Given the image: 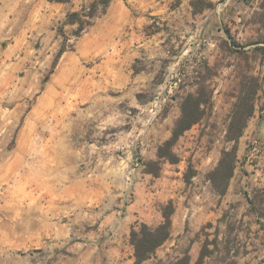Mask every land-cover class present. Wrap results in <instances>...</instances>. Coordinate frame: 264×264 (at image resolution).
Here are the masks:
<instances>
[{
  "label": "rangeland",
  "instance_id": "obj_1",
  "mask_svg": "<svg viewBox=\"0 0 264 264\" xmlns=\"http://www.w3.org/2000/svg\"><path fill=\"white\" fill-rule=\"evenodd\" d=\"M87 1L0 0V264H134L131 228L169 201L170 235L142 264H195L204 245L202 264H264L263 0H112L79 37L63 26L72 47L54 62ZM249 77L254 111L219 195L206 174ZM201 82L210 106L178 161L146 172Z\"/></svg>",
  "mask_w": 264,
  "mask_h": 264
},
{
  "label": "trees",
  "instance_id": "obj_2",
  "mask_svg": "<svg viewBox=\"0 0 264 264\" xmlns=\"http://www.w3.org/2000/svg\"><path fill=\"white\" fill-rule=\"evenodd\" d=\"M53 1L69 2L70 0ZM111 1L112 0H89L81 4L78 10L67 12L65 20L58 29V35L61 37V41L54 62L64 51L72 47V44L69 43V37L63 30V26H72L71 34L75 38L79 37L83 31L93 24V20L96 17L105 13ZM207 3L210 5V2ZM192 6L194 9H197V3L195 1H192ZM262 8L264 10V0L262 1ZM249 79L253 83L249 86L244 85L241 87L226 127L224 136L225 141L232 142V145L229 148L222 149L216 166L206 174L214 191L219 195L225 193L229 180L233 175L236 162L237 140L241 136L248 118L254 111V98L258 89V82L254 77H249ZM209 106L210 90L204 82L198 84L194 92H188L182 97L180 115L172 126L170 136L157 146V159L143 162L146 172L157 176L160 171V163L163 160L169 163H176L178 161V155L173 150L174 144L184 131L189 129L203 117ZM189 179L190 176L186 174V182L189 181ZM172 207L171 201L162 205L161 214L163 219L156 226L151 227L141 222L137 228H131L129 241L133 247L134 264H142L144 261L151 258L156 248L169 237L171 214L173 212ZM206 255L207 248L206 245H204L195 264H202L203 258ZM170 264H189V258L185 255Z\"/></svg>",
  "mask_w": 264,
  "mask_h": 264
}]
</instances>
